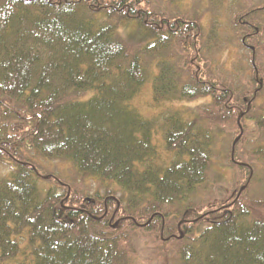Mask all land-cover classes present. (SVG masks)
Here are the masks:
<instances>
[{"label": "trees", "instance_id": "16d2710c", "mask_svg": "<svg viewBox=\"0 0 264 264\" xmlns=\"http://www.w3.org/2000/svg\"><path fill=\"white\" fill-rule=\"evenodd\" d=\"M179 1L0 0V264H264V0L233 12L246 78L212 57L214 8ZM149 81L205 101L158 127Z\"/></svg>", "mask_w": 264, "mask_h": 264}, {"label": "rangeland", "instance_id": "374dc122", "mask_svg": "<svg viewBox=\"0 0 264 264\" xmlns=\"http://www.w3.org/2000/svg\"><path fill=\"white\" fill-rule=\"evenodd\" d=\"M256 1V0H255ZM181 0L178 2L179 6H187V7H193V5H198L199 9L203 8L204 6H210L214 8V14L218 17V33L220 36V49L215 50L213 52L212 56L214 58V61L218 60L220 63H222L221 72L224 71L226 73L230 72L233 67L236 69L240 68L244 65V68H248L250 66V56L249 52L245 49L239 46L238 42L233 40V43H230V35L233 34L232 26H233V12L235 10L244 9L247 6V0H214L210 3L208 0ZM210 15V13L208 14ZM208 21L210 19H207ZM213 20V19H212ZM209 24V23H208ZM210 28V26L206 25V30ZM229 37V39H228ZM229 41V42H228ZM211 53H208V56H210ZM149 68L151 69V66L153 67L154 64L149 61ZM244 73H246L245 78L250 74L249 70H244ZM205 99L199 98L194 101H173L170 102L169 100H156L153 94L152 90V83L149 81L145 84L141 92L138 94V96L134 100V105H136V108L139 110V112L148 119H154L157 122L161 121L166 117L168 114H170L173 109H178L180 107L186 106H193L200 103H203ZM188 104V105H187ZM254 121L248 120L247 125L248 130L253 126ZM157 127V128H158ZM246 138L244 142H248V137L251 134V131L246 132ZM158 135V134H157ZM155 135V141L157 140ZM239 136V135H238ZM237 136V137H238ZM236 137V138H237ZM235 134H231L229 137L223 139V150L227 151V155L229 153L230 145L233 144V141L236 139ZM244 144V143H243ZM248 144V143H247ZM246 144V145H247ZM42 165L47 169V171H50L52 173H55L60 176H67L70 175L68 170H65V164L62 162H47L43 161ZM7 171L6 168H0V176H2ZM225 177L222 179L221 184L224 189L230 190L232 188V182L234 180V172L232 171H224ZM89 187V191H94V189L97 187V184L94 182H91ZM145 250V249H143ZM169 257L173 256L172 251H168ZM148 256L153 257L157 259L156 254H153L152 251H143V255L138 257V264H156V262H149L147 260ZM157 264H160L158 261Z\"/></svg>", "mask_w": 264, "mask_h": 264}, {"label": "water", "instance_id": "95a60500", "mask_svg": "<svg viewBox=\"0 0 264 264\" xmlns=\"http://www.w3.org/2000/svg\"><path fill=\"white\" fill-rule=\"evenodd\" d=\"M240 128H241V132H240L239 136L234 140V143H233L232 159H234V147H235L236 143L238 142V140L240 139V137L243 133V127L241 125H240Z\"/></svg>", "mask_w": 264, "mask_h": 264}]
</instances>
